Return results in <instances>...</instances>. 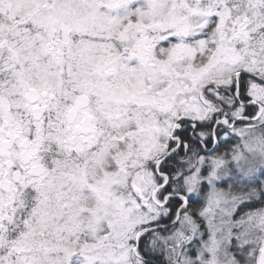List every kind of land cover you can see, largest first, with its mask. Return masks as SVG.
<instances>
[{"label": "snow or ice", "instance_id": "obj_1", "mask_svg": "<svg viewBox=\"0 0 264 264\" xmlns=\"http://www.w3.org/2000/svg\"><path fill=\"white\" fill-rule=\"evenodd\" d=\"M0 264H264V0H0Z\"/></svg>", "mask_w": 264, "mask_h": 264}]
</instances>
